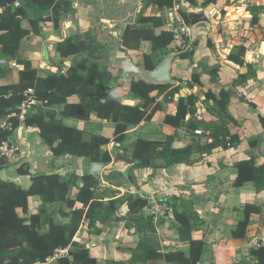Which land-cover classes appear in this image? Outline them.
<instances>
[{
    "label": "trees",
    "instance_id": "obj_1",
    "mask_svg": "<svg viewBox=\"0 0 264 264\" xmlns=\"http://www.w3.org/2000/svg\"><path fill=\"white\" fill-rule=\"evenodd\" d=\"M16 0H0V7L4 12L0 14V51L5 57L17 61L23 66L19 72V80L15 84L0 85V137L10 140L21 122L13 115L18 113L19 107L28 98L26 93L33 90V97L43 105L35 107L26 117L24 124L27 127H38L39 135L50 151L56 157L71 155L88 157L92 162L109 165L112 157L108 152H102L103 146L111 142L123 144L127 140L129 127L138 125L142 121H151L155 114L161 110L160 103H156L154 92L163 94L173 85L157 86L146 83L144 80H135L134 72H126L125 78L131 79V93L136 99L142 101L138 106L131 107L121 103L115 97L116 87L114 77L99 60L100 44L90 33L77 34L67 37L56 43L55 50L61 58L71 61L72 65L58 73L35 68L30 60L22 59L19 51L23 40L29 36H41L43 24L52 22V18H31L29 13L39 10H49L60 6L58 0H22L20 7H14ZM215 0L205 1V5ZM175 0H152L147 6H155L160 12L171 10ZM246 12L251 16L252 25H260L264 19V5L246 4ZM185 24L193 26L194 21H206L203 14H189L180 12ZM202 22V21H201ZM136 27L128 25L123 32L122 42L128 47L132 42L149 41L153 53H160L162 57L170 52L179 53L183 60L192 59L194 48L183 53L182 49L175 47L173 32L156 30L166 25L163 14H140ZM196 44V43H195ZM246 48L240 47L239 53H231L228 60L236 66L243 67L244 61L241 53ZM145 69L154 70L159 62H153L152 57L145 55ZM1 72V67H0ZM217 69L211 73L214 81ZM201 73H193L189 84L190 88L203 87ZM247 74H240V80H246ZM178 89H173L165 96L166 101L174 102L173 97ZM208 100H212L219 109V117L227 115L231 94L222 90L217 98L211 92L205 93ZM77 96L78 103H69V99ZM169 97H171L169 99ZM199 97L191 94L180 97L176 102V114L167 115L164 123L176 129L181 128L187 118L189 129L198 130L193 120L198 112ZM61 107V118H74L88 122L95 113L102 121L114 124L113 139L101 135H92L85 140L84 131L69 127L63 121L56 120L55 107ZM153 106V107H152ZM252 107H256L251 104ZM151 110L149 111V109ZM229 125L215 122L210 129L207 141L204 144H190L180 149L175 148L176 135L168 136L164 141H149L142 138L132 144L131 164L136 169L153 168L155 170L168 168L178 164H192L194 154L209 155L215 149L225 150L237 147L241 139L232 129L238 123L230 117ZM264 128V117H260ZM3 123L7 127H2ZM251 149L259 146L257 139L247 141ZM256 156L236 164L238 176L234 187L239 188L248 182L255 183L257 191L264 190V164L258 166ZM162 162V163H160ZM1 169V167H0ZM23 173V171H20ZM99 180L92 175L84 177L82 188L77 195L69 196L70 183L61 181L59 174H38L32 177V184L24 189L10 181L0 180V264H44L58 249H69L68 255L57 258L52 264H147L149 261H165L168 264H201L205 250L203 240H194V221L196 217L188 209L183 212H174L176 221L180 224L179 235L182 241L189 243L188 252L169 251L162 252L159 246L153 243L158 236L154 216L148 214L151 202L148 199L128 194L123 199L110 200L104 204L95 192ZM40 197L42 207L37 213H31L29 199ZM70 209L67 215L68 223L56 222L49 215L48 207L59 203ZM126 206L128 215L124 220L126 228L134 229L142 235L136 248L132 251V258L127 262L107 260L100 261L94 257L88 248L80 246L76 236L83 223L88 220L91 227L96 223L111 226L118 221L117 210ZM21 213V214H20ZM260 209L255 205H247L244 209V220L239 223L233 232V238L243 239L246 236L250 219L259 214ZM251 255L257 264H264V243L251 250Z\"/></svg>",
    "mask_w": 264,
    "mask_h": 264
},
{
    "label": "crops",
    "instance_id": "obj_2",
    "mask_svg": "<svg viewBox=\"0 0 264 264\" xmlns=\"http://www.w3.org/2000/svg\"><path fill=\"white\" fill-rule=\"evenodd\" d=\"M58 1L60 2V6L56 10H39L34 13H29V16L31 18L45 19L51 17L53 19L56 15L58 18H61L64 14L62 9L67 4L75 10L74 20L72 21L70 19L65 22V25L59 27H56L52 22L43 24L41 36H29L25 38L19 51L20 58L30 60L35 68L41 70L51 69V67L66 70L71 67V61L61 58L56 50H54V46L56 43L65 40L69 36H73L77 32L74 25L75 21L83 27L80 34L90 32L99 44H102L100 39L104 35L101 32L109 28L103 27L101 29L97 27L96 24L98 22L110 26L126 24L124 30L128 25H132L129 23L128 18H125L123 9L126 6L121 5L123 0H118L120 2L117 0ZM186 3L188 4L187 7ZM189 3L188 0H182V3L178 4L177 0H175L174 7L164 13L160 12L155 6L146 5L144 7L142 5L137 9V15L159 16L163 14L166 25L156 30V33H159L162 29L168 31L171 21H173L176 14L179 13L180 15V12L196 14L194 10L198 8L196 5L200 4L201 1L197 0L196 4L192 1L193 6H190ZM217 3V10L229 9L221 0H217ZM248 3L261 4L260 2H256V0H238L237 8L240 10L236 11V14L239 20L241 17L244 18V20H240L239 22L249 23L251 21V16L246 15V4ZM262 3L264 4V0ZM214 5L213 1L206 6L214 7ZM176 7L179 9L176 10ZM181 8H187V11H180ZM216 16V13L212 12L208 17L205 16V25L197 23L189 27V42H194L195 47L197 46L194 49L193 58L183 60L179 57V53L175 52L176 55L171 65V76L175 81L173 87L163 94L158 92L152 94V96L157 97L156 103H160L161 110L155 114L151 121H142L138 125L130 126L127 133V140L133 136L132 144L139 138L149 141H164L168 136L177 134L176 143H178V134H182L183 130L187 132L189 130L192 131V129H189L187 126L190 116L179 129L164 123L167 115L176 114L175 102L180 97H187L194 94L199 97L198 102L207 101V103L214 105L218 111L217 106L212 100L206 98L205 93L211 92L219 98L220 92L225 90L231 94L230 104L227 107V115L218 117L212 121V119H209V114H207L204 117L200 116L198 120H205L209 123L207 129L209 133L210 127L215 122L229 125L230 117L233 118L238 125L233 127L232 131L234 134L239 135L241 139L240 144L237 147L227 150L218 148L209 155H201L203 159L198 163L178 164L158 170L153 168H135V171H133L134 175L131 177V169L129 170V167L134 164H131L130 160H127L122 154L123 146L127 140L123 144L111 142L109 145L103 146L101 151L108 152L113 160L109 165L103 164L104 168L101 173V178L98 180L99 183H102L101 186L103 187L109 186L115 190H121V185L113 184L112 179L109 181L105 177L112 173L123 175L128 183H130L132 189L129 192L130 194H133L135 197L148 199L151 202V208L148 210V214L154 216V222L161 243V247L158 246L162 252L177 250L188 252L189 243L181 240L179 235L180 224L174 217L175 211L183 212L185 209H188L196 217L192 238L194 240H203L205 243L201 264H257L256 259L251 255V250L256 249L260 243H264V190L257 191L255 183L253 182H248L239 188L234 187V183L238 176L237 163L250 159L251 155L254 154L257 157V165L264 164V128L260 122V117H264V81L260 78L264 72V66L252 63L251 70L257 72L259 81L257 79L249 80L247 75L246 80H242V83H234L237 78L239 79L240 74H247V66L239 67L233 65L234 63L229 61L227 57L228 63L230 62L234 67H239V69L232 68L229 71L225 67L216 66V62L210 53L206 54V59L201 57L199 50L202 49L203 45L208 46L210 44L208 39L215 32L213 31L215 27L212 25V20ZM199 23H203V21ZM260 24L264 25V20H261ZM137 26L139 27V25ZM124 30L111 31L109 33L116 37L119 43L116 46L112 44L107 47H105V43L100 45L98 62L100 63L104 59H107V62H109L107 63L108 65H100L106 67L114 77V85L116 87L115 97L122 104L135 107L140 105L142 101L132 96L130 91L132 80L125 78L124 74L126 72H134L135 80L142 79V73L146 70L145 55L151 56L153 62L156 63L158 62L157 56L161 54L153 53L152 44L149 41L132 42L128 47H125L122 42ZM97 33L99 34L98 38L96 37ZM119 36L120 38H118ZM174 45L177 47L176 43ZM243 46L247 47V43H243ZM231 53L235 52L230 51L229 55ZM13 63L16 64V67L12 66ZM0 67V77H3V80L6 81L5 83H0V85L15 84L18 82L19 72L23 69V66L19 65L17 61L2 55L1 51ZM207 67H209L208 72H206ZM213 69H217V73L215 74L216 79L214 81L211 77ZM186 72H189L187 78L185 77ZM237 72H239V75H237ZM139 73L140 76L138 75ZM193 73L202 74L201 82L203 87L195 86L193 89L189 87V84H193L189 83ZM177 76H179L178 78L183 76L184 81H188V83H181L176 78ZM176 88L178 91L174 94V102L166 101L165 96ZM68 101L69 103H78L80 99L74 96ZM251 104H254L256 107H252ZM152 107H150L149 111ZM54 111L57 114V121L61 120L69 127L84 131L85 140H89L92 135H101L113 139L115 133L114 124L110 121L100 120L95 113L91 115L90 121L84 122L74 118H61L59 115L61 107L59 106H56ZM196 116L198 115L196 114ZM146 127L149 132H145L144 129ZM14 135L16 143L11 144L17 149L16 155L13 160L4 161L1 164L0 180L14 182L22 188L27 189L32 184L33 176L56 173L60 175L62 182L70 183L69 196L74 198L83 186L84 177L92 175L91 168L96 162H92L88 157L71 155L56 157L40 137L38 127H27L24 123H21ZM252 139H257L260 142L259 146L254 149H251L249 144H247V141ZM180 145L186 147L190 144L183 145L181 142ZM17 162L20 163L14 166ZM125 165L128 167V170L123 168ZM20 171H23V173ZM128 172H130V179L128 178ZM96 189L95 192L97 194ZM116 198H122V196H115L112 199ZM154 201H159L158 203L161 206H165L166 212L164 215L155 213ZM42 204L43 202L40 197H31L29 199L30 212L33 214L37 213L42 207ZM57 205L59 206L58 210H62L67 214L70 213V209L64 203L61 202ZM247 205L257 206L260 209V213L251 217L245 238L235 239L232 234L237 229L239 223L244 220V209ZM124 207L127 209L126 206ZM63 219L64 223H68L70 220L67 216ZM89 226L88 220L81 226L76 236V241L79 244L82 242H90L86 232ZM111 226L104 227L110 228ZM83 230L85 231L82 232ZM131 233L133 236L127 237V241L131 242V250L118 245L119 247L113 246V251L101 253L99 248H93L90 243L84 248H88L92 255L102 262L107 260L127 262L132 258V251L136 248L140 240L139 236L141 237L134 229ZM133 239L137 241L135 242ZM147 264L168 263L165 261H149Z\"/></svg>",
    "mask_w": 264,
    "mask_h": 264
},
{
    "label": "rangeland",
    "instance_id": "obj_3",
    "mask_svg": "<svg viewBox=\"0 0 264 264\" xmlns=\"http://www.w3.org/2000/svg\"><path fill=\"white\" fill-rule=\"evenodd\" d=\"M118 1V0H117ZM152 0H123L121 2V5L126 6V8H124V15L125 18H128V21L130 24H132L131 26L136 27L137 24V19L139 17V14L137 15V9L139 8V6H144L146 7V5H149L150 2ZM190 3V6H193L192 1H194V3L196 4L197 0H188ZM201 3L196 5L198 8L200 9H195V13L196 14H203L206 17H208L209 14H211L212 12L216 13V17H214V19L212 20L213 23V27H215V29L213 31L214 34L211 35L210 39H208V41H210V44L208 46L203 45L202 49L199 50V54L201 55V57H203L204 59H206V54H211V57L214 58L215 62H216V66H221V67H225L226 69H228L229 71L232 68H236L239 69V67H234L230 64V62H227V57L229 55V52H235V53H239V49L240 47H244L243 43H247V47L246 48V52L245 53H241L242 56V60L244 61V66H247V75L249 80H253V79H257V81H259L258 77L259 75L257 74V72L251 70L252 69V63H254L255 65H263L264 66V56L261 54V49L264 46V25L260 24V25H252L250 22L249 23H245L243 21L239 22L240 20H244L243 17L240 18L237 16L236 11H239L240 9L237 8L238 5V0H221L222 3H224V5H227L229 7V9L224 10V9H216L217 6V0L214 1V7H209L205 5V1L207 0H200ZM254 1V0H253ZM120 2V1H118ZM256 2H260L261 4L259 5H264L262 2L263 0H256ZM178 4L182 3V0H177ZM182 6V5H181ZM188 6V4L186 3V7ZM211 8V9H210ZM234 8V9H233ZM210 9V10H209ZM64 11V14L61 16V18H58L56 15L53 17L52 19V23L56 26H63L65 25V22H67L68 20H74L73 16H75V10L72 9L71 6L69 5H65L62 9ZM180 11H187V8H181ZM197 11V12H196ZM208 13V15H207ZM247 15V13H246ZM264 20V19H262ZM201 25H205L206 23L203 21V23H198ZM74 25L77 29V32L75 34H73L74 36L77 34H80L81 30H83L82 25H79L76 21L74 22ZM126 24H122V25H106V24H100L99 22L96 24L97 27L99 28H103V27H108L109 29L107 30H103L101 33H104V35L101 36V43H105V47L110 46L112 44H114L115 46L118 45L119 40L114 37L113 35H110L109 33L111 31H120V30H124ZM175 27H179L178 23L175 22L173 24V21H171V24ZM212 34V33H211ZM96 37H99V34H96ZM120 38V36L118 37ZM203 40V39H202ZM194 42L190 43V49L191 48H196L195 45L193 44ZM199 43V41H198ZM100 44V45H102ZM199 46V45H198ZM112 49V48H111ZM54 50H55V46H54ZM39 58H41V56H39ZM225 58V60H224ZM163 57L161 55L157 56V61L162 60ZM107 63V59L103 60L100 62V64L102 65H108ZM218 64V65H217ZM61 68H53L51 67V69H46L45 71H51L53 73H58L60 71ZM209 71V67H207L206 72ZM227 71V70H226ZM203 74V72H201ZM239 72H237V75ZM123 75V74H122ZM140 76V73L138 74ZM189 76V72H186L185 77L187 78ZM179 76H177L176 78L180 80L181 83H188V81H184V77L181 76L180 78H178ZM261 80L264 81V72L262 73V76L260 77ZM3 77H0V83H5L6 81L3 80ZM190 83V82H189ZM234 83H242V80L240 79H236L234 81ZM208 111V113H207ZM217 109L214 105H211L209 103H207V101L205 102H198V113L194 120H193V124L194 126L198 127V130L196 132L192 131H185L183 130L182 134H178V139L179 142L181 144V142L183 143V145H187L189 144H204L207 141V137H208V124L205 120L204 121H200L198 120L200 116L204 117L207 114H209L210 118L212 119V121H214L215 119H217L219 116H217ZM145 132H149L148 128L146 127ZM204 131V132H203ZM143 132V133H145ZM186 132V133H185ZM180 136V137H179ZM134 137L131 136L128 138V140L126 141L125 145L123 146L122 149V154L126 157L127 160H130L131 158V154H132V139ZM192 162L193 163H198L199 161H201L203 159V157L200 154H194L191 157ZM18 163L17 162L14 166H16ZM162 163V162H160ZM123 168H126L128 170V167L125 165L123 166ZM131 169V170H130ZM129 170L131 171V177H133L134 172L135 171V167L133 165H131L129 167ZM105 179L111 181L112 179V183L113 184H119L121 185V190H115L112 187H107V186H101L102 183H99L97 186V196L99 198H103L106 199L104 200V204H109L110 200L115 197H121V199H123L124 197H126L129 192L132 190L130 187V183H128V181L125 179V177L123 175H119V174H110L108 176L105 177ZM159 202V201H156ZM59 206L57 204L55 205H50L48 207V211H49V215L52 219H54L56 222H64V217H66L68 214L66 212H63L62 210H58ZM169 212V211H168ZM127 209L122 206L120 207L117 212L116 215L118 217V221L111 226L110 228L104 227L102 224L100 223H96L94 225V227L89 226V228L87 229V236L90 239V242H82L80 244L81 247H86V245L88 243H90V245L94 247H97L101 250V253H106L107 251H113V246L119 247L120 246H124L125 248H128V250H131V242L127 241L128 240V236L132 237L133 234L131 233V231H133V229H129L126 228V222L124 220H120L122 218H126L127 217ZM21 214V213H20ZM166 217V216H165ZM85 230H83L82 232H84ZM84 234V233H83ZM142 238L139 236V239ZM101 239V240H99ZM135 242L137 241L136 239H133ZM127 241V242H126ZM131 241V240H130ZM153 243L155 245H159L161 247V243H160V238L159 236L153 238ZM115 243V244H114Z\"/></svg>",
    "mask_w": 264,
    "mask_h": 264
},
{
    "label": "built area",
    "instance_id": "obj_4",
    "mask_svg": "<svg viewBox=\"0 0 264 264\" xmlns=\"http://www.w3.org/2000/svg\"><path fill=\"white\" fill-rule=\"evenodd\" d=\"M14 7H20L21 6V1L16 0ZM179 8L176 7V10ZM4 12V8L0 7V14ZM177 22L178 23V28L170 25L168 31L173 32L175 35V43L178 48L182 49V52H186L190 49V42L188 39V33H189V26L185 24L183 21V18L181 15L176 14L175 18L173 19V24ZM261 54L264 56V46L261 49ZM13 67H16V64H12ZM27 99L24 101V103L19 107L18 113L14 114V117H17L21 123L25 122L26 117L28 114L35 108V107H40L43 104L39 102L37 99H35L33 95V90H29L27 93ZM2 127H7L6 123H3ZM16 147L11 144L10 140H3L0 137V167L1 164L4 161H11L13 160L14 156L16 155ZM153 206L155 208V213L158 215H164L166 212L165 206H161L158 202L154 201ZM69 249H58L55 254L47 259L46 263L44 264H52L57 258L61 256L68 255Z\"/></svg>",
    "mask_w": 264,
    "mask_h": 264
},
{
    "label": "water",
    "instance_id": "obj_5",
    "mask_svg": "<svg viewBox=\"0 0 264 264\" xmlns=\"http://www.w3.org/2000/svg\"><path fill=\"white\" fill-rule=\"evenodd\" d=\"M203 20H200V22ZM199 23L198 20L194 21V25ZM176 55L175 52H170L167 55L163 57L161 62L157 65V67L154 70H145L142 73V80H144L148 84L152 85H157V86H167V85H173L175 81L173 80L171 76V65H172V60L174 56ZM235 65V64H233ZM11 143H16L15 142V135H13L10 138ZM175 148L180 149L182 146L179 143L175 144ZM103 164L101 163H94L91 168V174L97 178H101V173L103 171ZM128 178L130 179V172H128ZM261 244V243H260Z\"/></svg>",
    "mask_w": 264,
    "mask_h": 264
}]
</instances>
